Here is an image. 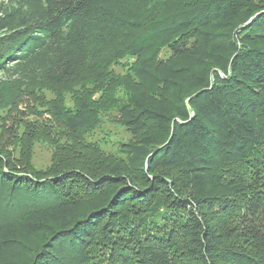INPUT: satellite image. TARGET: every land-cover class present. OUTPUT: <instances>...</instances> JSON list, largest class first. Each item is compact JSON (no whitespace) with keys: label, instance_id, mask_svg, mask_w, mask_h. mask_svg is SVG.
Instances as JSON below:
<instances>
[{"label":"trees","instance_id":"obj_1","mask_svg":"<svg viewBox=\"0 0 264 264\" xmlns=\"http://www.w3.org/2000/svg\"><path fill=\"white\" fill-rule=\"evenodd\" d=\"M125 57L141 82L126 85L121 155L39 177L0 145V259L25 246L21 264H264V0H0L14 84L94 87ZM11 95L1 82L0 107ZM96 108L64 110L67 130Z\"/></svg>","mask_w":264,"mask_h":264},{"label":"rangeland","instance_id":"obj_2","mask_svg":"<svg viewBox=\"0 0 264 264\" xmlns=\"http://www.w3.org/2000/svg\"><path fill=\"white\" fill-rule=\"evenodd\" d=\"M151 1L159 7L166 0ZM168 55L169 51L163 49L159 56L164 60ZM136 62L134 57L123 58L111 67L104 81L94 87L86 84L87 88L75 82L14 84L0 71V83L4 82L12 89V101L8 106L0 107V145L5 154L8 153L15 162L26 163L19 167L16 163L18 169L24 167L25 172L39 177L53 171L54 161L72 158V155L78 160L81 156L96 159L107 153L121 155L122 143L130 141L131 135L120 125L119 111L130 103L127 83L141 82L134 72ZM84 99L97 107L99 120L92 127L70 132L61 113L76 107ZM85 142L97 145L102 153L84 148ZM26 253L25 246L15 248L0 260L3 264H21L27 258Z\"/></svg>","mask_w":264,"mask_h":264}]
</instances>
